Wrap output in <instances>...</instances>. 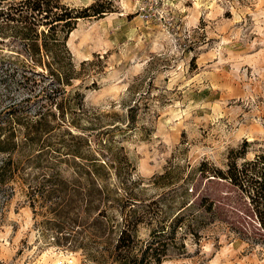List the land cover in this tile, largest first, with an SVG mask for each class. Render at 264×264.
<instances>
[{
    "label": "rangeland",
    "instance_id": "rangeland-1",
    "mask_svg": "<svg viewBox=\"0 0 264 264\" xmlns=\"http://www.w3.org/2000/svg\"><path fill=\"white\" fill-rule=\"evenodd\" d=\"M61 1L76 9L108 1L112 10L78 19L66 41L77 72L66 90L81 93L82 102L68 113L76 137L56 133L77 147V162L97 158L106 185L131 193L139 206L160 196L161 221L203 194L215 200L219 216L198 238L180 230L186 254L161 264H264V235L249 219L247 199L199 172L203 162L225 169L264 153V0ZM11 3L0 0V9L9 12ZM1 21L0 124L7 132L15 125L4 122L9 115L36 118L50 106L48 79L23 72L13 22ZM61 168L67 178L75 169L64 162ZM44 218L16 185L0 208V264H100L58 245ZM241 218L257 231L249 239L232 228ZM149 232L140 223L136 239Z\"/></svg>",
    "mask_w": 264,
    "mask_h": 264
},
{
    "label": "trees",
    "instance_id": "trees-1",
    "mask_svg": "<svg viewBox=\"0 0 264 264\" xmlns=\"http://www.w3.org/2000/svg\"><path fill=\"white\" fill-rule=\"evenodd\" d=\"M110 4L96 1L76 9L61 0H14L9 12L0 9L1 22H13L12 36L21 42L22 52L17 54H23L27 61L23 72L48 79L43 90L50 106L36 118L9 115L4 122L15 125L7 132H1L0 124V153L4 154L0 158V208L18 185L33 212L45 217L42 222L55 233L58 245L79 249L100 264H161L186 254L184 238L177 235L180 230L198 238L200 231L219 216L215 200L203 194L161 221L155 206L160 196L139 206V199L131 193L125 191L123 195L106 185L105 166L97 158L90 164L78 163L77 147L56 133L62 129L70 139L76 137L69 131L75 123L68 113L82 102L81 93L66 90L77 75L66 45L68 35L78 19L101 17L112 11ZM35 65L46 72L36 71ZM21 76L28 79L25 73ZM57 137L58 141L52 140ZM62 162L75 167L70 178L62 175ZM199 167L202 178L227 181L247 199L249 219L264 235V153L241 164L231 160L225 169L209 167L205 162ZM128 179L133 185L138 183L131 175ZM182 193L187 195V188L182 187ZM250 220L241 218L232 228L249 239L257 233ZM140 223L150 230L143 241L136 239Z\"/></svg>",
    "mask_w": 264,
    "mask_h": 264
}]
</instances>
